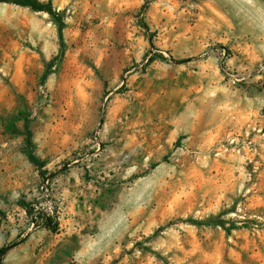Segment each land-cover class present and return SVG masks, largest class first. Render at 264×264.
<instances>
[{
  "label": "rangeland",
  "instance_id": "374dc122",
  "mask_svg": "<svg viewBox=\"0 0 264 264\" xmlns=\"http://www.w3.org/2000/svg\"><path fill=\"white\" fill-rule=\"evenodd\" d=\"M52 2L0 1V264H264V0Z\"/></svg>",
  "mask_w": 264,
  "mask_h": 264
},
{
  "label": "trees",
  "instance_id": "16d2710c",
  "mask_svg": "<svg viewBox=\"0 0 264 264\" xmlns=\"http://www.w3.org/2000/svg\"><path fill=\"white\" fill-rule=\"evenodd\" d=\"M1 2H7V3H14L21 6H27L32 8L35 11H44L49 13L52 17L56 19L57 22H59V36L61 38L62 44L64 45V37H63V29L65 26V19L62 16V14L57 11V9L54 7L52 0H48L46 2L41 0H0ZM152 40V38H150ZM162 57V56H161ZM156 58L151 57L149 59V62H153ZM49 76V69H47L43 76L42 81L44 82ZM24 113H21L23 115ZM26 123V139H25V146H26V154L30 160L31 163H33L35 166H37L40 170L43 171V168L45 166V162L37 155L36 153V144L33 139V131L31 129V124L28 117H25ZM11 126H14V123H9ZM184 136H180L178 140L176 141V145L179 146L181 144L182 139ZM31 212V210H30ZM193 223L201 226V225H212L217 224L222 226L228 234H230L233 230L240 228L237 223L230 224L227 226L226 222L221 219H216L215 217L207 220H195L193 219ZM43 225L52 230L53 232H56L59 230V222L54 220L52 217L47 216L45 220L43 221ZM3 252V250L1 251Z\"/></svg>",
  "mask_w": 264,
  "mask_h": 264
},
{
  "label": "built area",
  "instance_id": "2783aa9c",
  "mask_svg": "<svg viewBox=\"0 0 264 264\" xmlns=\"http://www.w3.org/2000/svg\"><path fill=\"white\" fill-rule=\"evenodd\" d=\"M50 210H51V212H52V207L50 208ZM48 214H50V213H48Z\"/></svg>",
  "mask_w": 264,
  "mask_h": 264
}]
</instances>
